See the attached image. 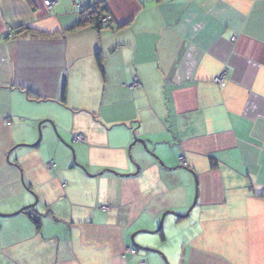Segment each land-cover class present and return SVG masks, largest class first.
Masks as SVG:
<instances>
[{"label": "crops", "instance_id": "0c3cea01", "mask_svg": "<svg viewBox=\"0 0 264 264\" xmlns=\"http://www.w3.org/2000/svg\"><path fill=\"white\" fill-rule=\"evenodd\" d=\"M54 1L0 0V264H264V0Z\"/></svg>", "mask_w": 264, "mask_h": 264}, {"label": "trees", "instance_id": "16d2710c", "mask_svg": "<svg viewBox=\"0 0 264 264\" xmlns=\"http://www.w3.org/2000/svg\"><path fill=\"white\" fill-rule=\"evenodd\" d=\"M106 12H107L106 0H99L97 2H94L92 5H90L86 9H83L82 11L79 12V19L76 24V27L91 25L97 30L103 27H106L108 26L112 18V17L110 18L107 24H103L101 22V18L105 14H107ZM24 30H27L28 32H31V31L34 32V30L29 27H20L19 29H12V28L9 29L7 31V34H9L8 32L10 31V34L13 33L14 35H17L19 32L24 31ZM102 59L103 57L101 53L99 51L96 52L95 61L100 71H102ZM31 219L33 220L34 224L38 227L40 223L39 218L35 216V217H31Z\"/></svg>", "mask_w": 264, "mask_h": 264}, {"label": "built area", "instance_id": "2783aa9c", "mask_svg": "<svg viewBox=\"0 0 264 264\" xmlns=\"http://www.w3.org/2000/svg\"><path fill=\"white\" fill-rule=\"evenodd\" d=\"M55 3L54 0H44V4L46 5L47 8H51L53 6V4ZM111 16L109 14H105L102 18H101V22L103 24H107L110 20ZM10 35V31L8 32ZM213 81L216 83H220L222 84L224 81V73H220L219 75L215 76L213 78ZM139 84V81L134 78L131 82L129 83H122L121 86L126 87L128 89H133L135 86H137ZM75 139H82V135L81 134H77L75 135ZM102 209H106V206H102Z\"/></svg>", "mask_w": 264, "mask_h": 264}, {"label": "water", "instance_id": "95a60500", "mask_svg": "<svg viewBox=\"0 0 264 264\" xmlns=\"http://www.w3.org/2000/svg\"><path fill=\"white\" fill-rule=\"evenodd\" d=\"M140 142L143 144L144 148L147 150L146 145L144 144V142L142 140H140ZM161 223H162V218L160 220L159 226L157 227V229L155 231H160L161 230V225H162Z\"/></svg>", "mask_w": 264, "mask_h": 264}, {"label": "rangeland", "instance_id": "374dc122", "mask_svg": "<svg viewBox=\"0 0 264 264\" xmlns=\"http://www.w3.org/2000/svg\"><path fill=\"white\" fill-rule=\"evenodd\" d=\"M159 223H160V221H159ZM162 225H161V227L164 225V220H162V223H161ZM158 226H159V224H158ZM157 226V227H158ZM152 236H154V235H152Z\"/></svg>", "mask_w": 264, "mask_h": 264}]
</instances>
